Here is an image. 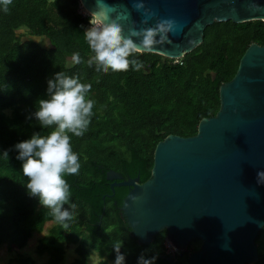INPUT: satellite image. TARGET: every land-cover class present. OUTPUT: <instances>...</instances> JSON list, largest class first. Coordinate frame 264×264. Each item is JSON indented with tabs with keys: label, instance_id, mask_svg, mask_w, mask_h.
<instances>
[{
	"label": "trees",
	"instance_id": "obj_1",
	"mask_svg": "<svg viewBox=\"0 0 264 264\" xmlns=\"http://www.w3.org/2000/svg\"><path fill=\"white\" fill-rule=\"evenodd\" d=\"M88 20L79 13L78 0H13L7 14L0 10V245L21 249L51 222L35 246L38 256H46L44 264H60L64 245L73 246L70 264H84L91 251L107 264L115 259L111 242L117 240L123 242L125 264H137L141 255L165 264V231L138 245L118 211L128 188H114L111 194L104 174L147 180L159 141L167 135L193 136L201 119L215 115L218 88L233 77L244 50L250 44L264 46V23L214 22L204 28L201 43L178 60L142 53L137 57L144 63L141 71L105 74L87 66L91 52L79 26ZM74 52L80 53V64L72 63ZM58 71L91 84L89 98L96 101L86 134L71 141L82 167L79 175L66 177L78 213L67 230L27 193L22 161L13 148L34 132L47 134L32 113L36 101L47 98V80ZM193 242L189 251L198 247ZM254 242L253 264H264V225ZM185 256L179 254V264L186 263ZM8 264L34 263L16 255Z\"/></svg>",
	"mask_w": 264,
	"mask_h": 264
},
{
	"label": "water",
	"instance_id": "obj_2",
	"mask_svg": "<svg viewBox=\"0 0 264 264\" xmlns=\"http://www.w3.org/2000/svg\"><path fill=\"white\" fill-rule=\"evenodd\" d=\"M155 15L142 25L143 10L133 0H103L112 16L129 27H148L158 19H173L175 31L153 53L178 60L202 41L214 22L262 21L264 0H143ZM91 17L97 0H78ZM219 108L199 121L190 137L167 135L153 150L150 176L125 179L106 171L109 190L128 188L119 216L138 245L149 244L159 232L178 253L188 252L185 264H253L255 237L264 225V46L250 44L233 77L218 88ZM108 197V196H107ZM135 197V199H133ZM100 219V217H99ZM168 264H177L174 255Z\"/></svg>",
	"mask_w": 264,
	"mask_h": 264
},
{
	"label": "clouds",
	"instance_id": "obj_3",
	"mask_svg": "<svg viewBox=\"0 0 264 264\" xmlns=\"http://www.w3.org/2000/svg\"><path fill=\"white\" fill-rule=\"evenodd\" d=\"M12 3L13 0H0V10L7 14ZM133 7L143 10L142 25H147L155 15L145 8L143 0H133ZM111 12L103 0H97V10L91 13L90 26L83 33L91 52L87 66H95L97 72L141 71L144 63L137 57L167 41L169 34L175 31L173 19L161 18L148 27L133 25L125 33L121 17L112 16ZM71 61L80 64V53H72ZM91 88L92 85L82 83L79 76L55 72L47 80V98L38 99L32 113L37 124L48 130L47 134L34 132L29 139L13 146L18 153L16 159L22 161L21 173L26 178L27 193L36 198L53 222L64 230L69 229L78 215L77 205L71 203L72 189L66 177L79 175L82 167L71 141L86 134L95 115L96 101L89 98ZM2 155L8 159L7 150ZM257 182L264 183V171L257 173ZM111 246L115 253L113 264H125L122 240L111 242ZM154 261L155 257L146 259L141 255L137 264H154Z\"/></svg>",
	"mask_w": 264,
	"mask_h": 264
},
{
	"label": "rangeland",
	"instance_id": "obj_4",
	"mask_svg": "<svg viewBox=\"0 0 264 264\" xmlns=\"http://www.w3.org/2000/svg\"><path fill=\"white\" fill-rule=\"evenodd\" d=\"M79 12L82 15L87 13L79 6ZM39 44L42 46L46 45L44 39H38ZM8 114V111L5 112ZM53 225L51 222H45L40 233L33 232L30 238L27 240L26 245L21 249H12L11 251L7 250L4 245H0V264L14 263L16 255L30 258L34 264H44L46 261V256H38L35 252V246L37 240L46 235L48 229ZM198 241V240H197ZM199 243V242H198ZM64 257L60 264H70L74 258L75 254L73 252V246L64 245ZM188 246L185 249V252H188ZM187 255V253H186ZM186 259V256H185ZM114 261H109L107 264H113ZM84 264H101V259L96 255L95 252H89L87 259Z\"/></svg>",
	"mask_w": 264,
	"mask_h": 264
},
{
	"label": "built area",
	"instance_id": "obj_5",
	"mask_svg": "<svg viewBox=\"0 0 264 264\" xmlns=\"http://www.w3.org/2000/svg\"><path fill=\"white\" fill-rule=\"evenodd\" d=\"M80 13V12H79ZM81 14V13H80ZM82 16H87L86 15H82ZM90 25H89V20H88V24L87 25H84V26H79L83 31H85L86 28H88ZM176 62V61H175ZM163 247H164V250H165V254H172L174 256H178L179 253L176 251V249L170 244L168 243L166 240H164V243H163Z\"/></svg>",
	"mask_w": 264,
	"mask_h": 264
},
{
	"label": "flooded vegetation",
	"instance_id": "obj_6",
	"mask_svg": "<svg viewBox=\"0 0 264 264\" xmlns=\"http://www.w3.org/2000/svg\"><path fill=\"white\" fill-rule=\"evenodd\" d=\"M192 242H193V241H192ZM198 242H199V241H197V240H195V241L193 242V246H198L197 249L199 248V244H200V243H198ZM189 245H190V243L188 244V246H189ZM197 249H195V250H197ZM188 252H192V251H188ZM188 252H185V253H188ZM179 254H180V253H179ZM168 256H169V254H165V257H164V258H165V264H168V263H167V261H168L167 257H168ZM178 256H179V255H178ZM178 256H175V258H176V260H177V262H176L177 264H179V263H178Z\"/></svg>",
	"mask_w": 264,
	"mask_h": 264
}]
</instances>
